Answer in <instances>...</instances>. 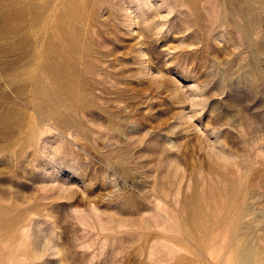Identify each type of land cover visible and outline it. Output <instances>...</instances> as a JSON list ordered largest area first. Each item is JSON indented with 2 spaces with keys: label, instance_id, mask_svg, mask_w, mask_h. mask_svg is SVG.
<instances>
[{
  "label": "rangeland",
  "instance_id": "obj_1",
  "mask_svg": "<svg viewBox=\"0 0 264 264\" xmlns=\"http://www.w3.org/2000/svg\"><path fill=\"white\" fill-rule=\"evenodd\" d=\"M0 264H264V0H0Z\"/></svg>",
  "mask_w": 264,
  "mask_h": 264
}]
</instances>
